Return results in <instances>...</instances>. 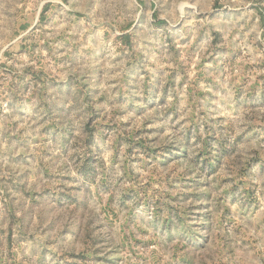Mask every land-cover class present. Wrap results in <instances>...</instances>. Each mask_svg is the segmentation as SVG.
<instances>
[{"label":"rangeland","instance_id":"rangeland-1","mask_svg":"<svg viewBox=\"0 0 264 264\" xmlns=\"http://www.w3.org/2000/svg\"><path fill=\"white\" fill-rule=\"evenodd\" d=\"M0 264H264V0H0Z\"/></svg>","mask_w":264,"mask_h":264}]
</instances>
